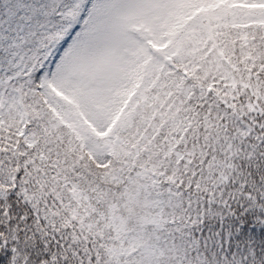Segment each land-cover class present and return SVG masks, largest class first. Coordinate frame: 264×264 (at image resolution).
<instances>
[{
	"label": "snow or ice",
	"instance_id": "1",
	"mask_svg": "<svg viewBox=\"0 0 264 264\" xmlns=\"http://www.w3.org/2000/svg\"><path fill=\"white\" fill-rule=\"evenodd\" d=\"M0 264H264V0H0Z\"/></svg>",
	"mask_w": 264,
	"mask_h": 264
}]
</instances>
